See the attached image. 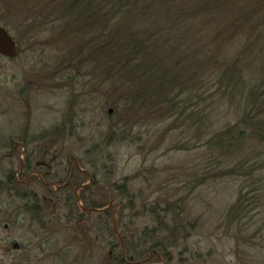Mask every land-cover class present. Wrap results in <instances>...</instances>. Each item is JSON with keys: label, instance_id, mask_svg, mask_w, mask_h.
I'll return each mask as SVG.
<instances>
[{"label": "rangeland", "instance_id": "obj_1", "mask_svg": "<svg viewBox=\"0 0 264 264\" xmlns=\"http://www.w3.org/2000/svg\"><path fill=\"white\" fill-rule=\"evenodd\" d=\"M56 1L0 0V26L9 30L21 48L14 59L0 56V264H113L126 229L137 234L146 225L137 214L127 211L120 220V207L115 204L112 212L118 235L91 234L89 228L95 226V219L88 215L75 222L67 205L68 193L57 194V200L49 203L38 182L20 185L26 179L24 173L18 176L21 164L29 162L40 173L47 163L56 169L55 180L65 183L81 160L85 164L96 161L101 168L99 174L86 166L97 175L103 193H113L109 183L113 186L125 182L135 197L151 203L183 198L180 205L187 207L190 220L197 225L188 249L198 251L206 264L245 261L240 254L244 248L226 237L221 227L227 209L242 188L244 193L262 195L251 215L264 219L263 149L258 146L252 158L249 150L255 147L247 145L237 150L242 157L236 152L221 157L216 149L208 147L182 152L177 148L179 144L200 145L199 133L181 123L177 130L169 129L177 126L153 113L132 121L122 134L116 130L108 139L110 125L121 128L127 109L122 102H115L109 85L100 86V77L99 81L92 77L87 66L73 61V70L66 71L67 56L71 52L75 57L79 46L76 40L66 42L65 31L58 29V23L49 25V29L56 27L53 36L60 37L53 45L49 44L50 30L38 35V23L48 19ZM72 18L77 21L75 15ZM251 69L256 71L255 67ZM260 73L250 75L247 71L246 75L253 80L255 76L260 78ZM226 100V105H215L205 116V130L210 135L220 130L219 126L238 120L241 107ZM9 140L13 148L18 141L24 145L16 149L14 156L8 151ZM93 150L107 158L93 155ZM246 156L248 162L242 165ZM230 168L237 170L236 176L220 174ZM248 168L253 177L246 175ZM207 170L214 176L202 182L198 177ZM13 174L19 187L7 182ZM75 177L69 192L77 201L81 190H76L88 185L89 177ZM90 177L92 180V174ZM196 181L198 187L192 190ZM80 204L84 206L77 201L78 210L82 209ZM137 205L140 208L138 201ZM144 247L139 244L134 250Z\"/></svg>", "mask_w": 264, "mask_h": 264}, {"label": "trees", "instance_id": "obj_2", "mask_svg": "<svg viewBox=\"0 0 264 264\" xmlns=\"http://www.w3.org/2000/svg\"><path fill=\"white\" fill-rule=\"evenodd\" d=\"M57 23L58 29L65 31L66 42L76 40L79 46L75 57L71 52L67 56L66 71L73 70V61L87 66L92 77L98 81L100 77V86L109 85L115 102H122L127 109L121 128L110 125L108 139L116 130L122 134L132 121L153 113L163 117L165 123L188 125L189 131L199 133L200 145L179 144L177 148L182 152L208 147L226 157L232 152L238 155L237 150L247 145L255 147L249 150V158L256 155L258 146L264 154V0H57L48 19L37 25L38 35L51 31L50 45L60 38L53 36L56 27L49 29ZM247 71L250 75L261 72V76L248 80ZM225 98L241 107L238 120L219 126L220 130L210 135L205 130V116L215 105H226ZM10 144L7 147L12 154ZM92 154L107 158L99 150ZM247 156L242 165L248 162ZM87 165L100 174L96 161H80L82 176L90 180L92 174L90 185L80 191V200L84 208L102 211L78 210L76 197L68 193L67 205L75 222L89 215L95 219L90 233L115 236L112 211L116 204L120 220L127 211L146 224L137 234L126 229L113 264H206L198 251L188 249L197 225L190 220L187 207L180 205L183 198L151 203L135 197L125 182L113 186L109 183L113 193H103L97 175ZM250 170L245 173L253 177ZM211 172L207 170L198 178L210 180L214 176ZM224 172L230 177L237 174L232 168L220 174ZM14 176L9 175L7 182L17 187ZM242 189L227 209L221 228L226 237L244 248L240 254L246 260L240 257V264H264V219L251 215L262 195L244 193ZM56 196L45 198L52 203ZM135 242L136 247L145 246L144 250H134Z\"/></svg>", "mask_w": 264, "mask_h": 264}, {"label": "flooded vegetation", "instance_id": "obj_3", "mask_svg": "<svg viewBox=\"0 0 264 264\" xmlns=\"http://www.w3.org/2000/svg\"><path fill=\"white\" fill-rule=\"evenodd\" d=\"M20 45H19V52L17 54L16 57L19 56L20 54ZM24 145L22 144V142L18 141L16 142L15 146H14V150H13V154L12 156H14L16 154V149L19 147H23ZM30 167V169H29ZM42 168L45 169V171L43 172H38V167L31 165L29 162L26 164H21L20 166V170L18 172V176L22 173L25 174L26 179L24 180V182H22L20 185H25L30 183H35L38 182V184L40 185L41 189H43L46 193V195H57V194H65V193H71L69 192L70 189H73V180L74 177L76 175H80L82 176V174L84 173V171L80 168V165H76V168L70 171V176L68 178V180L65 183H62L60 180H55V173L54 171L56 170L54 167H52L49 164H43V166H41ZM33 183V184H34ZM34 192V191H32Z\"/></svg>", "mask_w": 264, "mask_h": 264}, {"label": "water", "instance_id": "obj_4", "mask_svg": "<svg viewBox=\"0 0 264 264\" xmlns=\"http://www.w3.org/2000/svg\"><path fill=\"white\" fill-rule=\"evenodd\" d=\"M18 52H19V45L17 41L12 37V35L9 33V31L5 27L0 26V56L6 57L9 59H14L16 58ZM86 187L87 185L82 186L79 189L86 188ZM77 200L80 201L79 197H77ZM109 207L110 205L104 210L108 209ZM83 210L84 211H95V212L101 211L98 209H86L84 207H83ZM114 229H115L116 234L118 235L116 220H114ZM14 248L17 249V246L15 245Z\"/></svg>", "mask_w": 264, "mask_h": 264}, {"label": "bare ground", "instance_id": "obj_5", "mask_svg": "<svg viewBox=\"0 0 264 264\" xmlns=\"http://www.w3.org/2000/svg\"><path fill=\"white\" fill-rule=\"evenodd\" d=\"M14 150V149H13ZM12 154H13V152H12ZM12 154H10V155H12ZM81 189H77L76 191L78 192V191H80ZM110 208V207H109ZM102 211V210H101Z\"/></svg>", "mask_w": 264, "mask_h": 264}]
</instances>
